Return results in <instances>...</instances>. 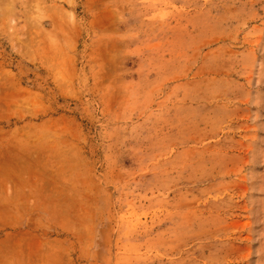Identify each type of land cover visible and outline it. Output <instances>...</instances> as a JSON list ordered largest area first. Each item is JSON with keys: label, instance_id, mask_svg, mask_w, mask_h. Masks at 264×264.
<instances>
[{"label": "rangeland", "instance_id": "374dc122", "mask_svg": "<svg viewBox=\"0 0 264 264\" xmlns=\"http://www.w3.org/2000/svg\"><path fill=\"white\" fill-rule=\"evenodd\" d=\"M21 257L264 264V0H0V264Z\"/></svg>", "mask_w": 264, "mask_h": 264}, {"label": "crops", "instance_id": "0c3cea01", "mask_svg": "<svg viewBox=\"0 0 264 264\" xmlns=\"http://www.w3.org/2000/svg\"><path fill=\"white\" fill-rule=\"evenodd\" d=\"M50 253L52 254V255H54L56 258H57V256H60V258H62V260H66V259H68L69 257H71L72 255H70V254H65V252H61V251H58V250H54V251H50ZM47 255V254H46ZM22 259L21 260H19L18 261V263L21 261V264H24V263H26V259H25V256H24V259H23V257H21ZM37 261H40V257H39V259H37ZM52 263H53V261H52Z\"/></svg>", "mask_w": 264, "mask_h": 264}]
</instances>
